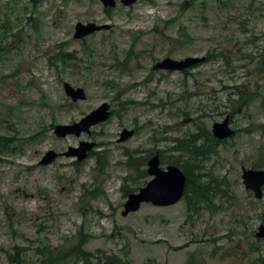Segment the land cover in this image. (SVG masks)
I'll return each instance as SVG.
<instances>
[{"label":"rangeland","instance_id":"374dc122","mask_svg":"<svg viewBox=\"0 0 264 264\" xmlns=\"http://www.w3.org/2000/svg\"><path fill=\"white\" fill-rule=\"evenodd\" d=\"M78 23L106 29L77 40ZM193 57L205 60L153 69ZM64 83L86 99L71 102ZM103 103L110 117L89 134L54 135ZM225 117L234 135L202 164L217 194L197 210L182 199L121 215L150 157L165 169ZM81 143L93 144L85 159L65 157ZM0 145V264H44V247L57 264H85L76 247L91 264H264V187L258 200L241 179L264 170V0H0Z\"/></svg>","mask_w":264,"mask_h":264},{"label":"water","instance_id":"95a60500","mask_svg":"<svg viewBox=\"0 0 264 264\" xmlns=\"http://www.w3.org/2000/svg\"><path fill=\"white\" fill-rule=\"evenodd\" d=\"M117 0H101L104 7H115ZM124 6H130L136 3L137 0H119ZM106 29L105 26H97L89 23L82 25L80 23L75 25L74 39L80 40L93 33ZM204 58H186L181 61H176L171 58H165L156 63L153 69L167 72H182L192 68L202 62ZM65 95L76 103L84 101L86 95L83 89H74L67 83L63 84ZM110 117V106L106 103L101 104L98 108L91 111L88 115L83 117L79 122L71 125H58L54 127V135L57 138H65L73 135L79 137L81 134H89L91 128L98 126L108 120ZM211 135L218 141H225L234 135V131L230 128L229 118L225 117L222 122L214 123L211 127ZM133 135V131L123 130L120 134L119 143L125 142ZM93 148L92 143H81L79 148L69 149L64 155L65 157H75L77 161H82L86 158L87 153ZM57 154L49 151L45 154L39 165L46 166L51 164L56 158ZM147 175L150 180L147 184L140 188L138 192L131 193L127 196V200L123 205L121 215L126 217L140 210L144 204H150L157 208L171 207L179 203L186 188V178L180 168L175 165H169L163 169L160 165V158L158 154L153 155L147 161ZM242 183L246 190L252 192L256 199L262 198V188L264 187V170L246 169L242 168ZM257 238L264 239V225H260L255 234Z\"/></svg>","mask_w":264,"mask_h":264},{"label":"trees","instance_id":"16d2710c","mask_svg":"<svg viewBox=\"0 0 264 264\" xmlns=\"http://www.w3.org/2000/svg\"><path fill=\"white\" fill-rule=\"evenodd\" d=\"M62 55L63 54H58L57 58L59 61L64 62V57ZM66 56L69 57L68 54ZM219 143V141L212 137L207 128L199 126L195 134L190 135L189 138L180 143L179 149L173 148V150L177 152L180 151V154L173 156L169 165L179 167L185 175L186 188L183 194V199L186 201L188 208L197 210L199 204L202 202L207 203L212 192L215 194L218 193V189H215L216 187H213L205 180L210 179L212 181L208 174L202 173V164L215 154ZM92 154L90 153L89 155ZM160 161L162 164L163 160L160 159ZM261 167L262 165H255L252 169H261ZM143 174H145V172ZM37 252L42 256L44 264H57L60 260V258L58 259L54 256L53 251H48L47 247L37 250ZM72 252L74 255L79 256L85 264H91L88 260V255L81 250V247H76ZM10 262L15 264L22 263L18 254L17 256H11ZM105 262L115 264L120 261L113 256H107ZM98 264L102 263L99 261Z\"/></svg>","mask_w":264,"mask_h":264},{"label":"bare ground","instance_id":"6f19581e","mask_svg":"<svg viewBox=\"0 0 264 264\" xmlns=\"http://www.w3.org/2000/svg\"><path fill=\"white\" fill-rule=\"evenodd\" d=\"M182 252V251H181Z\"/></svg>","mask_w":264,"mask_h":264}]
</instances>
